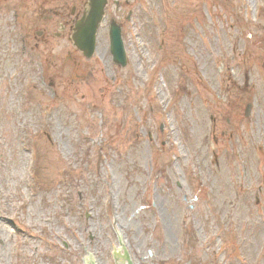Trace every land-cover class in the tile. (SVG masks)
<instances>
[{
	"label": "rangeland",
	"instance_id": "374dc122",
	"mask_svg": "<svg viewBox=\"0 0 264 264\" xmlns=\"http://www.w3.org/2000/svg\"><path fill=\"white\" fill-rule=\"evenodd\" d=\"M130 2L122 68L0 0V264H264V0Z\"/></svg>",
	"mask_w": 264,
	"mask_h": 264
},
{
	"label": "water",
	"instance_id": "95a60500",
	"mask_svg": "<svg viewBox=\"0 0 264 264\" xmlns=\"http://www.w3.org/2000/svg\"><path fill=\"white\" fill-rule=\"evenodd\" d=\"M105 4L106 0H90L91 8L88 16L76 25L74 44L87 58H90L94 53L96 33L99 23L102 20ZM109 36L110 53L113 57V62L120 67H125L126 54L121 39V31L115 23L110 26ZM249 109L250 107L246 110V116H248ZM113 233L116 247H107L109 264H134L122 241L118 239L119 235H117L114 231ZM118 242L121 250L123 251V255L118 252L117 254L119 256L116 254L117 256L114 257L115 252L119 248ZM79 253L80 262L81 264H84L87 253L83 248H79ZM85 263L96 264L91 254L88 255Z\"/></svg>",
	"mask_w": 264,
	"mask_h": 264
},
{
	"label": "flooded vegetation",
	"instance_id": "af4514ba",
	"mask_svg": "<svg viewBox=\"0 0 264 264\" xmlns=\"http://www.w3.org/2000/svg\"><path fill=\"white\" fill-rule=\"evenodd\" d=\"M56 1L60 3L61 0H56ZM138 1H140V4H141L142 0H138ZM68 3H70L69 6L71 7V11L69 14L66 13L67 11L66 6L68 5ZM130 3H131L130 0H122V1L106 0V5L104 7V15H103L102 24L100 28L103 29L105 25H107V30H108L109 25L114 24V23L121 27L120 23L115 19L114 16L117 14H123V10L131 7ZM90 8H91L90 0H63V4L61 8H60V5L55 8H49V13H50L49 20L51 23L58 25L60 31H64L66 29L70 31L69 40L71 41L73 47H75L74 46V43H75L74 36L76 34V25L77 23H79L80 21H82L84 18L88 16ZM41 13L43 12H40V14ZM44 20H45V25H46L47 18L44 17ZM49 20H48V23H49ZM127 20L129 19L127 18ZM43 32L46 33L48 37H51L53 35L52 32H50V34L47 32V27L44 28ZM55 35L60 36L57 34ZM48 42L49 41H46L44 42V44L47 45ZM76 51L78 52V55H82L79 50L76 49Z\"/></svg>",
	"mask_w": 264,
	"mask_h": 264
}]
</instances>
